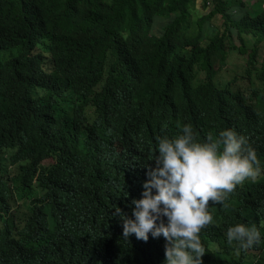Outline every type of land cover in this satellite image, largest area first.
<instances>
[{
  "label": "trees",
  "instance_id": "obj_1",
  "mask_svg": "<svg viewBox=\"0 0 264 264\" xmlns=\"http://www.w3.org/2000/svg\"><path fill=\"white\" fill-rule=\"evenodd\" d=\"M254 2L0 0V264H163L164 237L125 239L113 213L132 216L156 137L186 123L200 141L234 129L261 166L227 207L209 201L202 264H264V0ZM233 56L246 75L222 69ZM235 223L256 226L260 242L236 252Z\"/></svg>",
  "mask_w": 264,
  "mask_h": 264
},
{
  "label": "clouds",
  "instance_id": "obj_2",
  "mask_svg": "<svg viewBox=\"0 0 264 264\" xmlns=\"http://www.w3.org/2000/svg\"><path fill=\"white\" fill-rule=\"evenodd\" d=\"M158 153V154H157ZM140 198L131 203L129 217L115 207L125 239L134 234L147 241L163 236V264H202L205 248L201 230L213 222L209 201L227 207L225 200L235 187L261 173L255 148L232 128L221 129L204 141L196 138L191 124L180 126L174 136L156 137L152 159ZM261 240L259 229L245 223L228 226L226 241L236 252Z\"/></svg>",
  "mask_w": 264,
  "mask_h": 264
},
{
  "label": "rangeland",
  "instance_id": "obj_3",
  "mask_svg": "<svg viewBox=\"0 0 264 264\" xmlns=\"http://www.w3.org/2000/svg\"><path fill=\"white\" fill-rule=\"evenodd\" d=\"M244 1L245 2L247 1L248 4H250V5L255 3L254 0H244ZM215 21L217 23H219V24L222 23V20L219 17H217L215 19ZM237 63H244V59L241 58V57L233 56L232 60L229 61L227 64H225V66H223L222 69L226 70L227 72H231V73H233L235 75H240V74H245L246 75V73L244 72V64L243 65H235ZM237 79L239 80V85H241V87L243 89H245L247 92H249L251 90V82H250V80L248 78H246V77L243 78L241 76H238ZM49 161H51V159L50 160H46V162H49ZM14 169L15 168L12 167L11 172H13Z\"/></svg>",
  "mask_w": 264,
  "mask_h": 264
}]
</instances>
